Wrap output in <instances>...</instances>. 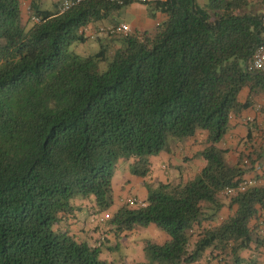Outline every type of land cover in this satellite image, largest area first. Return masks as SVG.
I'll list each match as a JSON object with an SVG mask.
<instances>
[{
    "label": "trees",
    "instance_id": "16d2710c",
    "mask_svg": "<svg viewBox=\"0 0 264 264\" xmlns=\"http://www.w3.org/2000/svg\"><path fill=\"white\" fill-rule=\"evenodd\" d=\"M131 3L84 1L60 14L57 2L0 0V264H257L241 254L264 250V185L227 200L223 192L262 156L230 164L221 143L253 94H264L251 63L264 13L248 10L255 0H166L152 3L165 16L154 32L121 35L111 58L108 43L86 57L70 50ZM246 125L247 141L264 133V123ZM199 132L204 166L194 178L146 185L144 206L127 198L111 210L121 163L144 179L152 157ZM76 201L91 203L88 224L103 231L71 229L83 210ZM149 225L168 239L144 241L139 262L114 256Z\"/></svg>",
    "mask_w": 264,
    "mask_h": 264
},
{
    "label": "crops",
    "instance_id": "0c3cea01",
    "mask_svg": "<svg viewBox=\"0 0 264 264\" xmlns=\"http://www.w3.org/2000/svg\"><path fill=\"white\" fill-rule=\"evenodd\" d=\"M163 20H165V18ZM248 97V90L244 89L239 95V101L244 102ZM252 97V107L242 112L239 119H233L230 122V130L225 135L221 143V147L229 150L227 154V161L230 164H234L236 162L239 154H252V158L254 159L256 151L261 153L262 158L257 162L256 169L243 178L245 180H254L256 181L255 186H259L264 185V133L256 130L253 132V139L251 141H247L245 138L248 133L246 125L247 121L252 122V120L255 119L259 124L264 123V112L259 109L261 105H264V94H253ZM204 137V134L199 132L196 136L185 139L184 141L176 144L169 154L162 153L158 156L152 157L151 173L144 179L132 177L130 180L128 165L121 163L117 167L114 174V205L111 210L120 207L124 203V200L130 197L137 198L139 201L144 202L147 196L146 185L155 186L158 183L167 182L179 183L181 180L185 181L187 179L194 178L204 166L203 159L198 156L204 146ZM260 146H262L261 151L258 149ZM225 199L227 200L224 196V200ZM75 204L83 209L78 212L77 220L72 221L71 229L75 233L87 236L88 234L93 233V230H96L97 234L100 233V231H103L102 225H99L100 228H96L87 223L89 216L86 209L91 206L90 202L76 201ZM224 213L225 210L221 212V216H223ZM221 218L222 217H220L219 220H221ZM261 228L260 235L264 236V226H261ZM152 230L156 231L154 236L159 237L158 240L154 239L152 241L162 243L166 240L165 237L154 227H148L146 229L141 228L134 231L132 232V235L125 240H129L131 238L134 239L137 237V234H139L138 232L143 233L144 235L150 234ZM96 233L95 236L97 235ZM140 250L141 246H139V250L136 251L133 256H125L123 259L129 262L136 257L138 262L141 261L142 258ZM241 256L244 259L252 256V259L255 260L257 264H264V250L262 247L260 248V251H255L252 254L250 252H243Z\"/></svg>",
    "mask_w": 264,
    "mask_h": 264
},
{
    "label": "rangeland",
    "instance_id": "374dc122",
    "mask_svg": "<svg viewBox=\"0 0 264 264\" xmlns=\"http://www.w3.org/2000/svg\"><path fill=\"white\" fill-rule=\"evenodd\" d=\"M60 0H40L41 6L45 7L46 9L52 8L55 2L58 3ZM199 3L204 4L206 3V0H198ZM256 4L251 5L248 7L249 9L255 10L256 13H264V2H260V0H255ZM165 16L159 11V9L155 6V4H142L138 2L131 3L127 6H124L119 9L112 10L109 15L106 18H103L100 20L96 28H98V31L96 32V28L91 27L90 30H86V36L90 37L88 41L84 44H74L71 46L70 50L74 52L75 54L86 57L92 54H95L99 50L100 42L106 44H109V51H110V58L112 57L115 50L121 46L119 39L121 35L124 34H114L112 38H115L116 40L114 42L110 41V38L101 29L106 28L110 24L115 23H125L128 26H131V32L130 34L136 35L141 34L143 32L147 33H153L155 30V27L163 21ZM107 63L102 62L99 64V72L106 69ZM129 172V179L131 180L132 177H135L133 174ZM95 219V216L93 217ZM91 218H88L87 223H90ZM93 223V222H92ZM103 223V221L99 222ZM99 227L98 225H96ZM149 227H155L154 225H149ZM100 228V227H99ZM157 230V229H156ZM161 235L165 237V239H168V236L166 233L158 230ZM137 237L134 239L131 238L129 240L121 241V245L119 247V251L117 255H114L115 257L119 258L120 256L122 258H125V256H133V254L139 250V246L144 244V241L146 240H154L159 239L158 236H154L156 233L155 230H152L150 234H143L138 232ZM134 251V252H133Z\"/></svg>",
    "mask_w": 264,
    "mask_h": 264
},
{
    "label": "built area",
    "instance_id": "2783aa9c",
    "mask_svg": "<svg viewBox=\"0 0 264 264\" xmlns=\"http://www.w3.org/2000/svg\"><path fill=\"white\" fill-rule=\"evenodd\" d=\"M84 1H97V0H60L58 2V11L60 14L65 13L67 11H69L70 9H72L73 7L77 6V4L84 2ZM102 1H108V2H113V3H118L120 5H123L127 2H138V3H142V4H150V3H163L166 2V0H102ZM229 1V0H227ZM30 2L31 0H23V4L27 9H30ZM33 19L35 21H38L39 19L36 16H33ZM104 32H106V34H130L131 32V27L128 26L125 23H115V24H110L109 26H107L104 29H101ZM252 67L254 69V71H257L259 73L264 74V42L258 47L256 48V50L253 53L252 56ZM256 181L254 180H245L243 179L236 188H227L224 192L223 195L225 197H230L233 196L237 193H242L244 192L247 188L249 187H254L255 186ZM128 203V205L130 207H134V206H144V203L142 201L137 200L136 198H129L126 201ZM108 217V214L105 213V215H100L98 218L97 222H101L104 221L106 218ZM96 219V218H95ZM94 219V221H95Z\"/></svg>",
    "mask_w": 264,
    "mask_h": 264
}]
</instances>
